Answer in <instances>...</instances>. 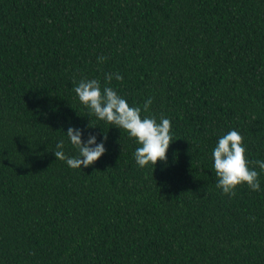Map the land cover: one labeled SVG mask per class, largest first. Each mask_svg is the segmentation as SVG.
<instances>
[{"label": "trees", "instance_id": "1", "mask_svg": "<svg viewBox=\"0 0 264 264\" xmlns=\"http://www.w3.org/2000/svg\"><path fill=\"white\" fill-rule=\"evenodd\" d=\"M117 72L171 121L166 164L139 167L73 91ZM69 127L105 155L56 160L61 140L78 155ZM231 130L264 160V0H0V264H264V172L259 192L216 187Z\"/></svg>", "mask_w": 264, "mask_h": 264}, {"label": "clouds", "instance_id": "2", "mask_svg": "<svg viewBox=\"0 0 264 264\" xmlns=\"http://www.w3.org/2000/svg\"><path fill=\"white\" fill-rule=\"evenodd\" d=\"M106 59L98 57L97 62L104 63ZM113 78L123 82L120 73H106L103 87L99 79L83 78L79 82L73 81L76 85L73 91L80 103L89 109L90 114L100 121L124 130L136 141L139 147L134 152V158L139 167L151 165L155 168L158 162L166 164L167 152L173 143L171 121L164 116L157 121L154 115H142L149 113L152 99L146 100L142 107L129 105L127 100L110 86ZM88 127L94 128L91 122ZM66 136L78 155H66L63 140L56 144L53 154L56 160L66 162L72 169L88 168L106 153V135L100 143H97L96 136L91 134L84 141L82 130L69 127ZM212 157L216 187L222 190V194L234 197L236 189L242 185L252 191L261 190L260 173L256 169L264 172V160L248 159L244 138L238 131L231 130L221 136L213 149Z\"/></svg>", "mask_w": 264, "mask_h": 264}]
</instances>
